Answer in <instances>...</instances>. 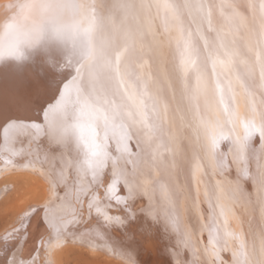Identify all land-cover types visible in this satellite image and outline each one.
<instances>
[{"label":"snow or ice","instance_id":"snow-or-ice-1","mask_svg":"<svg viewBox=\"0 0 264 264\" xmlns=\"http://www.w3.org/2000/svg\"><path fill=\"white\" fill-rule=\"evenodd\" d=\"M9 7L43 23L27 41L37 66L0 89V176L30 171L47 188L0 221V264H56L69 245L138 264L110 230L128 231L141 199L174 258L264 264V0ZM0 56L24 53L10 41Z\"/></svg>","mask_w":264,"mask_h":264},{"label":"rangeland","instance_id":"rangeland-1","mask_svg":"<svg viewBox=\"0 0 264 264\" xmlns=\"http://www.w3.org/2000/svg\"><path fill=\"white\" fill-rule=\"evenodd\" d=\"M20 0H13V3H18ZM0 2H3V0H0ZM0 142H2V139H0ZM3 166L2 163H0V167ZM23 173L20 174L19 173H12L10 176L13 175V177L11 178L9 176V174L6 176H1L0 180V185H2V189L5 191V188L7 187L8 189L10 188V191L8 192H4V194H2L1 196H4V197H0V221H4V222H8L10 221L11 218H13L15 216L16 213H18L20 211V209L22 207L25 206V203H28V202H33L35 201L37 198H41V195L44 193L43 190H45L47 188V184L45 183V181H41L43 180L40 176H37V175H34L32 174L31 172L29 173V171H21ZM28 172V173H27ZM20 174V175H18ZM29 174V176H33L34 179L36 180H33V177H29V178H25L27 177L26 175ZM31 174V175H30ZM16 177H15V176ZM23 177H22V176ZM26 180H25V179ZM41 178V179H39ZM10 179V180H9ZM28 179V180H27ZM4 180V181H3ZM9 180V181H7ZM33 180V181H32ZM5 182V183H4ZM10 182V183H9ZM5 185H4V184ZM8 183V184H7ZM13 185H12V184ZM43 184L41 187L39 186L40 184ZM12 186V188L10 187ZM0 187V188H1ZM39 187L41 189H39ZM44 187V189H43ZM31 189V190H30ZM35 189V190H34ZM35 191V192H33ZM30 192V194H29ZM33 192V193H32ZM6 193V194H5ZM26 193V194H25ZM32 193V194H31ZM35 194V196H33ZM41 194V195H40ZM45 194V193H44ZM25 195V196H24ZM29 195V196H28ZM38 196V197H37ZM28 199H26V198ZM29 197V198H28ZM43 197V196H42ZM22 198V199H21ZM25 203L22 204V206L20 207L19 205H21V202L24 201L25 199ZM22 200V201H21ZM20 201V204H18ZM138 202L139 204L141 202H144V205H146V200L145 199H141V200H138L136 203L138 205ZM137 205L135 204V209L137 207ZM141 206L138 205L137 209H136V214L137 217L140 215L142 218H138L137 223L135 221V223L131 226V228L128 230V231H121L120 229H111L110 231L116 235H114V240L116 241H124L128 238H131L133 236V233H134V246L131 247V249H134V255H135V258L138 259V264H171L173 263L174 264V261L177 259V257H173L171 254H170V251L167 252L169 249H171V247H173V244L176 243L175 239L172 241V237H170L169 235H167V233L163 230V225L160 224V223H152L153 221L150 219V218H147L146 215H144L145 213H143V216L142 214H140L141 212L139 210H141L140 208L141 207H145V206H142L143 203L140 204ZM19 206V209H17ZM117 214L116 213V210L113 212V214ZM146 218V220H145ZM150 219L152 222H150ZM140 220H142V222H139ZM140 224H139V223ZM149 222V223H148ZM143 223V224H142ZM152 225H151V224ZM140 225V227L138 225ZM150 224V225H148ZM155 225H156V228H155ZM143 226V227H142ZM145 226V227H144ZM148 226V227H147ZM152 227V228H151ZM143 228V229H142ZM154 229V230H151V229ZM137 229V230H136ZM145 229H148V230H151L150 231V234H146L145 232ZM118 233H117V231ZM135 230L137 232H135ZM116 231V232H115ZM133 231V232H131ZM153 231V233H152ZM158 231V232H157ZM130 233V234H129ZM156 233H159L158 235H156ZM166 235H165V234ZM112 234V235H113ZM136 234V235H135ZM143 234H145L144 236L146 237V241H148V244L149 247L146 243L147 242H143L145 241V238L142 236ZM154 234V235H153ZM117 235H120V236H117ZM121 235L124 237L122 238ZM130 235V236H129ZM136 236V237H135ZM144 238H142V237ZM154 239H152L151 238ZM155 236V238H154ZM160 238V240H159ZM168 238H170V242L168 240ZM123 239V240H122ZM142 240V241H141ZM152 242H151V241ZM157 240V241H156ZM159 240V241H158ZM162 240V241H161ZM162 245H161V242ZM143 242V243H142ZM151 245H150V243ZM158 242V243H157ZM169 242V243H168ZM151 249L147 247V250H146V245ZM154 243V244H153ZM169 244L168 246L165 245V244ZM136 244V245H135ZM156 245V246H154ZM171 246V247H169ZM156 247V248H155ZM153 248V249H152ZM159 248V250H158ZM97 249V248H96ZM98 249L101 250V248L98 247ZM97 249V250H98ZM157 250V251H154ZM161 249V250H160ZM99 252H105L103 251V249ZM152 250L154 251L153 254L152 253ZM146 251V252H145ZM160 251V252H159ZM108 252V251H107ZM156 252H159L160 254L156 253ZM182 252H186L185 253V257L184 258H187V251H182ZM107 253H105L106 255ZM111 254V253H110ZM153 254V255H152ZM158 254V255H157ZM184 254V253H183ZM104 254H95V253H91V251H89V248L87 249V247L83 248L82 246H71L69 245L67 248H65L63 251L61 252H58L57 254V258H56V264H125V262H123L122 258H118L117 255L115 256V254H111L109 256V254H107L105 256ZM113 255V256H112ZM109 256V257H107ZM145 256V257H144ZM158 256V257H157ZM118 259H117V258ZM161 257V258H160ZM116 258V259H115ZM160 260H159V259ZM121 261V262H120ZM144 261V263H143Z\"/></svg>","mask_w":264,"mask_h":264},{"label":"bare ground","instance_id":"bare-ground-1","mask_svg":"<svg viewBox=\"0 0 264 264\" xmlns=\"http://www.w3.org/2000/svg\"><path fill=\"white\" fill-rule=\"evenodd\" d=\"M20 2V1H19ZM18 2V3H19ZM107 2H109V0H98V3H107ZM239 2L240 3H244L245 2V0H239ZM8 14H10V12L9 13H6V15H8ZM0 19H3V16H0ZM37 59V61L40 59L39 57H37L36 58ZM37 65H35V64H33V62L31 61V60H29V61H25V62H23L22 64H20V65H17L15 62H6L3 66H0V89H9V88H11L12 86H13V77H14V74H15V70H17V69H21V70H27V69H33V68H35ZM244 109H243V104H242V111H243ZM0 143H2V142H0ZM2 167V166H1ZM17 173H19V172H17ZM21 173H23V172H20V174ZM28 173V172H27ZM29 173H30V171H29ZM15 174V173H14ZM20 174H18V175H20ZM24 174V173H23ZM11 174H9V176H10ZM16 175V174H15ZM14 175V176H15ZM26 175V174H25ZM31 175V174H30ZM5 176V175H4ZM7 176V175H6ZM22 176V175H21ZM27 177H25V178H29V177H31V176H29V174L28 175H26ZM29 176V177H28ZM38 176V175H37ZM8 177V176H7ZM11 178L13 177V175L12 176H10ZM16 177V176H15ZM23 177V176H22ZM33 177V176H32ZM31 177V178H32ZM0 178H1V176H0ZM24 178V179H25ZM39 179H41V178H39ZM10 180V179H9ZM9 180H7V181H9ZM26 180V179H25ZM28 180V179H27ZM33 180H36V179H34V177H33ZM32 180V181H33ZM0 181H2V180H0ZM4 181V180H3ZM41 181H44V179L43 180H41ZM5 183V182H4ZM3 183V184H4ZM10 183V182H9ZM8 184V183H7ZM12 184V183H11ZM5 185V184H4ZM13 185V184H12ZM43 184L41 183L39 186L41 187ZM2 185H0V187H1ZM44 186V185H43ZM47 186V185H46ZM11 188H12V186H10ZM39 187V189H41ZM10 189V188H9ZM43 189H44V187H43ZM31 190V189H30ZM35 190V189H34ZM250 190V189H249ZM4 190L2 189V187L0 188V197H4V196H1L2 194H4ZM33 192H35V191H33ZM32 192V193H33ZM43 192H44V190H43ZM203 192V186H201V193ZM31 193V194H32ZM6 194V193H5ZM26 194V193H25ZM29 194H30V192H29ZM41 195V194H40ZM44 195V193L41 195V198H42V196ZM25 196V195H24ZM29 196V195H28ZM33 196H35V194L33 195ZM38 197V196H37ZM26 198V197H25ZM24 198V199H25ZM29 198V197H28ZM22 199V198H21ZM27 199V198H26ZM26 199L24 200V201H22L21 202V205H19L20 207L22 206V204L23 203H25V201H26ZM37 199H39V198H37ZM28 200V199H27ZM141 203H143V205L142 206H145L144 205V202H141ZM140 203V204H141ZM18 204H20V201H19V203ZM26 204V203H25ZM139 204V202H138V205L139 206H141ZM136 205H137V203H136ZM138 205H137V207H138ZM19 206H17L18 208L17 209H19ZM137 207H136V209H137ZM201 207L203 208L204 207V205L202 204L201 205ZM238 208H239V205L237 206ZM135 209V210H136ZM139 209V208H138ZM138 209H137V211H138ZM140 209H143V207H141ZM115 211V209L113 210V212ZM141 213L140 214H142L143 215V212L141 211V210H139ZM115 214V213H114ZM138 215V214H137ZM145 215V214H144ZM143 215V216H144ZM238 215H240V213L238 212ZM145 217V216H144ZM138 218H142L140 215L138 216ZM147 218H149V217H147ZM240 218L241 219H244V220H246L247 219V214H244V215H240ZM138 220V219H137ZM142 220H143V218H142ZM142 220H140L139 222H142ZM145 220H146V218H145ZM148 220H150V219H148ZM186 220H187V217H186ZM138 222V223H139ZM150 222H152L151 220H150ZM136 223H137V221H136ZM149 223V222H148ZM153 223V222H152ZM140 224V223H139ZM143 224V223H142ZM151 224V223H150ZM150 224H148V225H150ZM138 225V224H137ZM152 225V224H151ZM139 227H140V225H138ZM232 226L233 227H235V228H239V224L236 222V221H232ZM143 227V226H142ZM145 227V226H144ZM148 227V226H147ZM245 227H247V225L245 224ZM152 228V227H151ZM150 228V229H151ZM155 228H156V225H155ZM143 229V228H142ZM157 229V228H156ZM137 230V229H136ZM135 230V232H137ZM151 230H154V229H151ZM150 230V231H151ZM117 231V230H116ZM115 231V232H116ZM131 232H133V231H131ZM158 232V231H157ZM117 233H118V231H117ZM152 233H153V231H152ZM113 234V233H112ZM130 234V233H129ZM134 234V233H133ZM159 233H156V235H158ZM165 234V233H164ZM114 235L115 234H113L112 236L114 237ZM136 235V234H135ZM145 234H143L142 236L145 238V241H143V242H147L146 244L149 246V244H148V241H146L147 239H146V237L144 236ZM154 235V234H153ZM166 235V234H165ZM168 235V234H167ZM117 236H120V235H117ZM130 236V235H129ZM141 236V237H142ZM115 237H116V235H115ZM121 237L122 238H124L122 235H121ZM136 237V236H135ZM142 237V238H143ZM171 237V236H170ZM143 238V239H144ZM151 238H152V236H151ZM154 238H155V236H154ZM114 239V238H113ZM125 240L124 241H120L119 240V242H121V244L124 246V247H127V248H130L131 249V247L132 246H134V242L136 241H134V238H128V239H126V238H124ZM153 239V238H152ZM170 238H168V240H169ZM175 238L174 237H172V241L174 240ZM123 240V239H122ZM154 240V239H153ZM159 240H160V238H159ZM158 240V241H159ZM171 240V239H170ZM170 240H169V242H170ZM142 241V240H141ZM151 241V240H150ZM157 241V240H156ZM162 241V240H161ZM160 241V242H161ZM176 241V240H175ZM142 242V243H143ZM152 242V241H151ZM168 242V243H169ZM201 242L202 243H207V233L205 232L202 236H201ZM150 243V242H149ZM158 243V242H157ZM162 243L163 242H161V245H162ZM165 244V245H169V244ZM145 244V243H144ZM145 244V245H146ZM154 244V243H153ZM136 245V244H135ZM146 245V250H147V246ZM150 245H151V243H150ZM173 245H175V243L173 244ZM72 246V245H71ZM154 246H156V245H154ZM149 247H151V246H149ZM148 247V248H149ZM169 247H171V246H169ZM84 248V247H83ZM86 248V247H85ZM156 248V247H155ZM172 248V247H171ZM88 249V248H87ZM98 249V248H97ZM95 249V250H92V249H90L89 248V251H91V253L93 252V253H95V254H104L105 255V253H107V254H109V256L112 254H110L109 252H107V251H105V250H103V251H105V252H99V250L100 249ZM135 249V248H134ZM150 249V248H149ZM153 249V248H152ZM102 250V249H101ZM100 250V251H101ZM158 250H159V248H158ZM161 250V249H160ZM150 251H151V249H150ZM154 251H157V250H155L154 249ZM153 250H152V253L154 252ZM146 252V251H145ZM160 252V251H159ZM159 252H156V253H158V254H160ZM167 252H169V250L167 251ZM190 252H191V250L189 249L188 251H187V258H184L185 257V253L186 252H181V254L177 257V259L179 260V261H181V264H185V262H187V264H192V261H194V260H196V259H199V261H200V264H204V258H203V256H199V257H197V256H193V255H191L190 254ZM184 253V254H183ZM58 254V253H57ZM57 254H56V258H57ZM106 254V255H107ZM153 254H155V253H153ZM152 254V255H153ZM157 254V255H158ZM105 255V256H106ZM156 255V254H155ZM221 255H222V258H223V260L225 261V264H230V261H231V255H230V253L229 252H223V253H221ZM109 256H107V257H109ZM113 256V255H112ZM116 256V255H115ZM118 257V256H117ZM116 257V258H117ZM145 257V256H144ZM158 257V256H157ZM115 258V259H116ZM119 258V257H118ZM117 258V259H118ZM161 258V257H160ZM136 259V261L137 262H139L138 261V259L137 258H135ZM159 259V258H158ZM160 260V259H159ZM123 262H124V260H122ZM121 262V261H120ZM143 263H144V261H143ZM146 264V263H145ZM171 264H173V263H171Z\"/></svg>","mask_w":264,"mask_h":264},{"label":"clouds","instance_id":"clouds-1","mask_svg":"<svg viewBox=\"0 0 264 264\" xmlns=\"http://www.w3.org/2000/svg\"><path fill=\"white\" fill-rule=\"evenodd\" d=\"M20 2H23V0H20ZM15 4L13 0H3V2H0V16H3V19H0V43L7 44L10 41L18 43L24 56L20 60H16L15 57L0 56V64L9 60L17 63L25 62L29 54L34 50L28 47L27 41L43 23V17L38 8L33 7L24 14H19L17 9L9 7ZM9 12L10 14L6 15ZM14 16L16 28L12 32H9L7 26L13 22Z\"/></svg>","mask_w":264,"mask_h":264}]
</instances>
